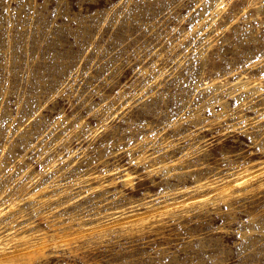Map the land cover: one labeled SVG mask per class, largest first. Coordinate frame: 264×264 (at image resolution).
I'll list each match as a JSON object with an SVG mask.
<instances>
[{
	"label": "rangeland",
	"instance_id": "374dc122",
	"mask_svg": "<svg viewBox=\"0 0 264 264\" xmlns=\"http://www.w3.org/2000/svg\"><path fill=\"white\" fill-rule=\"evenodd\" d=\"M22 234L12 264H264V0H0Z\"/></svg>",
	"mask_w": 264,
	"mask_h": 264
},
{
	"label": "bare ground",
	"instance_id": "6f19581e",
	"mask_svg": "<svg viewBox=\"0 0 264 264\" xmlns=\"http://www.w3.org/2000/svg\"><path fill=\"white\" fill-rule=\"evenodd\" d=\"M249 175L250 174L247 173V174L243 175V177L240 176V178L237 179L236 182L238 184H240L241 181L244 180L245 178H247ZM125 181L126 182H132L133 181V177H132V174L130 172H127V174L125 176ZM234 185H235V183L232 181L227 182L220 189H218V191H220V194H224L226 192L227 188L233 187ZM110 225H111V223L97 224V225H91V228H99V227H105L106 228ZM30 237H32L31 234H22L21 236H14L12 238L13 241L21 240L24 243H27V246L24 247L22 250H19V249L8 250L4 246H1L0 247V264H12L14 262L15 257L18 255V253L20 251L28 249V247H31V246H42L43 242L45 241V240H40V241H36L34 243H30L29 242Z\"/></svg>",
	"mask_w": 264,
	"mask_h": 264
}]
</instances>
